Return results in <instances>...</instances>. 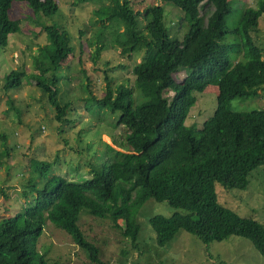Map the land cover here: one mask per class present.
Masks as SVG:
<instances>
[{"label": "trees", "instance_id": "obj_1", "mask_svg": "<svg viewBox=\"0 0 264 264\" xmlns=\"http://www.w3.org/2000/svg\"><path fill=\"white\" fill-rule=\"evenodd\" d=\"M27 1L36 14L34 21L45 28L47 42L33 57L34 72L12 69L4 74L2 86L7 90L28 78L41 96H47L56 120L65 122L70 102L58 95V70L69 61L74 46L64 28L40 21L42 15L55 14V0ZM160 1L180 8V24L186 26L182 40L166 27L164 6L158 1L140 11L133 10L129 0H122L106 16L95 11L109 20L105 36L97 40L96 56L110 48L125 54L145 52L131 67L132 86L108 78L104 95L90 93L85 98L88 108L96 105L117 113L116 124L123 127L120 149L106 144L107 159L92 164L84 179L54 175L39 188L33 184L35 195L28 206L0 219V264H57L36 249L47 220L85 249L90 261L104 264L99 247L77 223L79 211L108 218L134 249L136 213L150 197L185 210L148 219L158 246L169 244L179 230L205 243L237 235L249 239L264 257V225L223 206L215 190V182L247 188L251 171L264 165V109L234 111L229 105L236 96H255L264 89V46L253 37L264 0H256L254 6L240 0ZM11 2L0 0V48L20 29L19 20L9 17ZM232 2L241 10L230 23ZM210 5L211 12L204 13ZM181 70L185 74L178 81L175 74ZM209 84L218 88L212 115L199 128L187 125L194 91ZM0 137L5 144L1 131ZM49 164L47 160L37 164L42 175Z\"/></svg>", "mask_w": 264, "mask_h": 264}, {"label": "rangeland", "instance_id": "obj_2", "mask_svg": "<svg viewBox=\"0 0 264 264\" xmlns=\"http://www.w3.org/2000/svg\"><path fill=\"white\" fill-rule=\"evenodd\" d=\"M55 1L58 4L55 14L42 15L40 21L64 28L74 46L73 55L58 70L61 76L58 95L62 101L70 102L65 122L56 120L47 96H41L42 91L28 78L7 90L2 86L4 74L12 69L34 72L33 57L38 47L47 42L45 28L34 21L36 14L27 0H12L9 8V17L19 20L20 29L9 35L6 47L0 48V131L6 137L5 144L0 137V219L28 206L35 195L33 184L39 188L54 175L84 179L90 176L92 164L107 159L106 144L120 149L123 127L116 124L117 113L96 105L88 108L85 98L90 93L98 97L104 95L108 78L114 83L132 86L131 67L145 54L142 50L125 54L118 48H110L95 55L97 40L105 36L104 25L109 23L104 16L122 0ZM157 1L164 6L166 27L182 40L186 26L180 24L182 12L177 5L160 0H129L133 10L138 11ZM240 2L244 6L256 4V0ZM232 7L230 23L241 10L233 2ZM211 10V5L203 8L206 14ZM95 11L103 12L104 16ZM253 37L258 45L264 46V14L259 18ZM184 71L175 74L178 81L183 79ZM136 92L133 89V95ZM217 92L215 84L194 91L196 99L188 111L187 125L199 128L203 120L212 115ZM229 105L234 111L264 109V89L260 88L255 96H236ZM42 160L50 163L45 176L37 165ZM215 190L223 206L264 225V165L251 171L247 188L226 187L215 182ZM174 212L184 213L185 210L171 206L166 200L148 198L136 213L139 230L134 250L129 239L123 238L108 218L96 217L82 209L77 223L86 237L101 249L100 258L104 264H264V257L250 240L237 235L205 243L179 230L170 245L158 246L148 219L154 215L170 216ZM118 224L122 221L118 220ZM36 249L50 263L95 264L85 249L73 243L69 234L48 220L38 237Z\"/></svg>", "mask_w": 264, "mask_h": 264}, {"label": "crops", "instance_id": "obj_3", "mask_svg": "<svg viewBox=\"0 0 264 264\" xmlns=\"http://www.w3.org/2000/svg\"><path fill=\"white\" fill-rule=\"evenodd\" d=\"M171 242H172V241H171ZM171 242H170V243H171ZM170 243H169V244H167V245H170ZM170 247H171V246H170ZM133 250H134V249H133ZM100 253H101V249H100ZM134 257H136V254H134Z\"/></svg>", "mask_w": 264, "mask_h": 264}]
</instances>
